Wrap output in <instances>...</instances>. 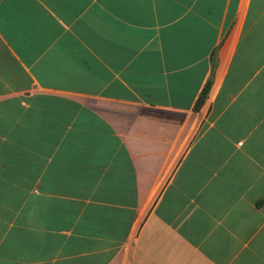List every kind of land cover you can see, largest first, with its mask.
I'll use <instances>...</instances> for the list:
<instances>
[{
  "label": "crops",
  "instance_id": "obj_1",
  "mask_svg": "<svg viewBox=\"0 0 264 264\" xmlns=\"http://www.w3.org/2000/svg\"><path fill=\"white\" fill-rule=\"evenodd\" d=\"M0 264H264V0H0Z\"/></svg>",
  "mask_w": 264,
  "mask_h": 264
},
{
  "label": "trees",
  "instance_id": "obj_2",
  "mask_svg": "<svg viewBox=\"0 0 264 264\" xmlns=\"http://www.w3.org/2000/svg\"><path fill=\"white\" fill-rule=\"evenodd\" d=\"M213 69H214V60H213ZM210 85H211V81H208L207 84L205 85L200 97L198 98V100L196 102L195 108H198L201 105L202 101L204 100V98H205V96L209 90Z\"/></svg>",
  "mask_w": 264,
  "mask_h": 264
}]
</instances>
